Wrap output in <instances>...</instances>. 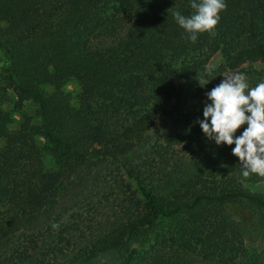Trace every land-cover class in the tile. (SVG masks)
Masks as SVG:
<instances>
[{
  "label": "trees",
  "instance_id": "obj_1",
  "mask_svg": "<svg viewBox=\"0 0 264 264\" xmlns=\"http://www.w3.org/2000/svg\"><path fill=\"white\" fill-rule=\"evenodd\" d=\"M225 2L215 36L193 43L173 17L190 15V0H0V101L9 90L16 111L30 101L38 120L20 112L10 129L0 110V248L22 235L31 241L70 176L114 164L126 181L117 218L60 261L38 264H264V194L246 188L264 177H243L235 145L217 146L197 123L222 81L204 68L215 51L264 58V0ZM257 78L264 82V72L250 75V87ZM69 79L79 86L77 106L50 116L49 106L67 104ZM202 79L210 82L201 87ZM175 83L166 156L134 160L143 119L170 103ZM45 153L57 169L44 167ZM232 203L249 216L232 218Z\"/></svg>",
  "mask_w": 264,
  "mask_h": 264
},
{
  "label": "rangeland",
  "instance_id": "obj_2",
  "mask_svg": "<svg viewBox=\"0 0 264 264\" xmlns=\"http://www.w3.org/2000/svg\"><path fill=\"white\" fill-rule=\"evenodd\" d=\"M109 12L106 13L109 14ZM209 64L218 65L215 69L219 71L221 79L226 73H244L250 85H252L251 74L264 72V58L252 61L241 60L237 57L227 58L220 51H215L208 58L204 68L206 69V65ZM6 66L7 64L0 53V79ZM28 72L26 76L29 75ZM262 81L263 78H257L253 87ZM0 85H2L1 80ZM40 88L47 93L52 91L50 86L41 85ZM177 89V83H175L170 90V103L143 119L142 143L131 154L134 160L143 159L146 155H152L154 158L160 155L166 156L165 153H161L160 149L165 146V139L171 134V115L175 111ZM61 91L67 94L68 102L67 104L49 106L47 112L50 116L64 113L69 107L77 106L79 86L76 81L73 79L65 81L61 86ZM5 97L6 102L0 101V110L9 112L12 118L8 128H17L20 112L30 115L33 124L38 123V120L33 116L34 105L32 102L24 101L19 112L13 106L15 98L9 90H6ZM36 141L38 145H44L41 138H36ZM2 144L3 140L0 138V147ZM95 149L99 150L97 147ZM42 162L46 169L55 170L58 167L54 157L48 153L44 154ZM68 181L69 183L62 182L52 209L41 217V221L32 234L31 241L27 239L26 235H22L15 237L0 248V264H14L19 259V255L31 258V261L27 258V264H38L46 257L49 260L57 258V261H60L74 248L85 244L113 223L118 216L121 200L126 195V181L116 165L106 164L97 169H84L70 176ZM246 188L251 192L264 194V185L262 184L246 185ZM227 209L232 218L236 220L249 216L248 207L239 203L229 204ZM53 225H59V227L54 228ZM162 227L164 229L168 226L163 224ZM26 234L31 235L30 232Z\"/></svg>",
  "mask_w": 264,
  "mask_h": 264
},
{
  "label": "clouds",
  "instance_id": "obj_3",
  "mask_svg": "<svg viewBox=\"0 0 264 264\" xmlns=\"http://www.w3.org/2000/svg\"><path fill=\"white\" fill-rule=\"evenodd\" d=\"M193 10L188 16L173 12L178 26L195 43L199 35L215 36L220 13L226 10L225 0H190ZM217 64L206 65L211 74ZM222 81L206 94L207 103L203 109V120L197 121L204 136L217 146L235 147L232 155L242 166V176L251 174L264 177V82L250 87L247 76L241 72L226 73ZM200 86L210 81H198ZM247 125L242 135L236 132ZM58 228L59 225H53Z\"/></svg>",
  "mask_w": 264,
  "mask_h": 264
}]
</instances>
